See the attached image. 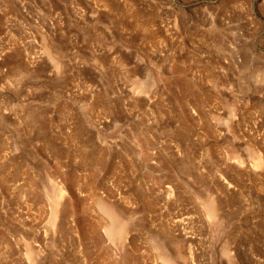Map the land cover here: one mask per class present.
<instances>
[{
  "label": "rangeland",
  "instance_id": "374dc122",
  "mask_svg": "<svg viewBox=\"0 0 264 264\" xmlns=\"http://www.w3.org/2000/svg\"><path fill=\"white\" fill-rule=\"evenodd\" d=\"M0 264H264V0H0Z\"/></svg>",
  "mask_w": 264,
  "mask_h": 264
}]
</instances>
